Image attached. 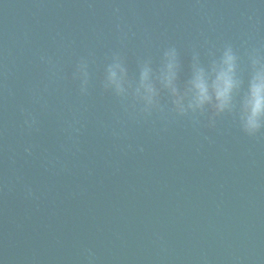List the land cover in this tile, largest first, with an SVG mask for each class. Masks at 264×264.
<instances>
[{"label": "water", "instance_id": "water-1", "mask_svg": "<svg viewBox=\"0 0 264 264\" xmlns=\"http://www.w3.org/2000/svg\"><path fill=\"white\" fill-rule=\"evenodd\" d=\"M226 48L232 107L178 112L165 52L183 90ZM253 59L264 0H0V264H264V128L239 119Z\"/></svg>", "mask_w": 264, "mask_h": 264}, {"label": "clouds", "instance_id": "clouds-1", "mask_svg": "<svg viewBox=\"0 0 264 264\" xmlns=\"http://www.w3.org/2000/svg\"><path fill=\"white\" fill-rule=\"evenodd\" d=\"M177 67L175 50L165 52V60L158 70L157 79L170 90L178 112L184 113L187 109L203 110L205 106L222 112L232 107L242 82L236 75V56L231 48H226L219 60L213 61L207 68L193 65L191 76L185 82L183 90L176 84ZM124 73V67L118 62L108 68V82L117 91H123ZM152 79V69L143 67L140 72V88L143 89V98L149 104L153 103L157 95ZM239 103V119L243 130L254 134L264 128V62L259 59L252 61L247 88Z\"/></svg>", "mask_w": 264, "mask_h": 264}]
</instances>
